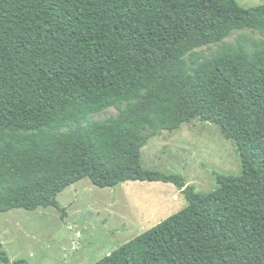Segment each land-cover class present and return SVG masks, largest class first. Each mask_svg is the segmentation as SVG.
<instances>
[{"label":"trees","instance_id":"1","mask_svg":"<svg viewBox=\"0 0 264 264\" xmlns=\"http://www.w3.org/2000/svg\"><path fill=\"white\" fill-rule=\"evenodd\" d=\"M244 30L264 34V4L0 0V214L64 217L59 195L85 178L169 184L187 207L96 264H264V39L225 44ZM193 121L240 154L241 175L216 174L211 193L142 164L152 137ZM0 263L29 264L3 245Z\"/></svg>","mask_w":264,"mask_h":264},{"label":"rangeland","instance_id":"2","mask_svg":"<svg viewBox=\"0 0 264 264\" xmlns=\"http://www.w3.org/2000/svg\"><path fill=\"white\" fill-rule=\"evenodd\" d=\"M237 1L244 8L264 4V0ZM241 37L260 41L264 34L237 31L225 44H235ZM217 50L215 45L203 47L194 57L209 58ZM117 114L111 108L90 119L104 121ZM142 164L146 170L181 175L187 186L203 193L217 189L216 174L242 173L235 143L226 140L216 125L200 121L152 137L142 151ZM58 202L64 217L52 207L0 214V245L12 263L23 259L29 264H96L188 205L173 185L129 182L101 189L88 178L67 188Z\"/></svg>","mask_w":264,"mask_h":264}]
</instances>
